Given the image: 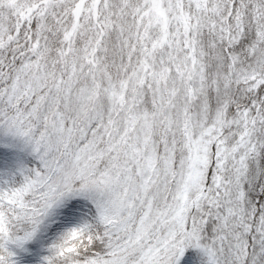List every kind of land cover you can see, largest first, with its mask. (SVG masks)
Masks as SVG:
<instances>
[{"label":"snow or ice","instance_id":"1","mask_svg":"<svg viewBox=\"0 0 264 264\" xmlns=\"http://www.w3.org/2000/svg\"><path fill=\"white\" fill-rule=\"evenodd\" d=\"M0 264H264V0H0Z\"/></svg>","mask_w":264,"mask_h":264}]
</instances>
